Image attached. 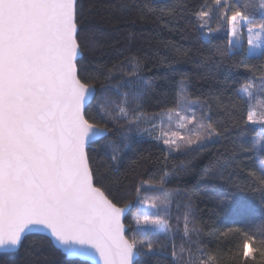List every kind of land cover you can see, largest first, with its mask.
I'll list each match as a JSON object with an SVG mask.
<instances>
[{
	"label": "snow or ice",
	"instance_id": "6c2138e0",
	"mask_svg": "<svg viewBox=\"0 0 264 264\" xmlns=\"http://www.w3.org/2000/svg\"><path fill=\"white\" fill-rule=\"evenodd\" d=\"M82 7L83 0H0V264H8V255L36 233L54 252L92 264H143L142 258L257 264V255L264 258V132L255 143L235 145L234 151L256 156L247 185L227 181L218 202L222 207L246 188L261 193L260 209L245 208L247 218L221 231L215 249L201 238L191 200L169 187L174 172L161 170L157 179L134 161L122 179L115 174L125 149L145 135L167 161L234 130L245 135L250 126L264 129V0L258 6L210 0L195 10H178L165 0L146 3L161 18L187 11L192 31L209 43L226 40L218 51L248 74L214 105L190 99L188 81L182 80L177 98L151 113L144 107V68L136 55L129 52L92 70L82 65ZM213 107L227 119L214 120ZM99 161L109 162L103 171Z\"/></svg>",
	"mask_w": 264,
	"mask_h": 264
},
{
	"label": "trees",
	"instance_id": "16d2710c",
	"mask_svg": "<svg viewBox=\"0 0 264 264\" xmlns=\"http://www.w3.org/2000/svg\"><path fill=\"white\" fill-rule=\"evenodd\" d=\"M158 3L160 0H83L81 19L82 38L86 37V48L83 50L82 65L89 70L110 64L124 55H136L143 65L144 71V107L151 113L159 111L158 105L167 98H177L182 80L188 81L190 99L201 97L215 101L228 89L238 87L248 75L242 70L232 67V61L220 54L226 47V40H215L209 43L207 38L193 32L189 26L192 17L187 11L176 16L167 12L161 18L159 13L149 12L144 8L146 3ZM178 10L187 5L188 10L198 9L210 0H165ZM244 3L245 0H238ZM260 0H251L259 5ZM211 26L216 27L213 18ZM246 48V44L244 43ZM239 58V57H237ZM259 80L256 84L259 85ZM227 100V95L224 96ZM95 103V102H93ZM212 117L216 121L226 120L223 111L213 107ZM149 127L151 125H148ZM251 134L242 135L239 130L231 131L199 151L186 155H175L165 161L164 156L154 142L144 139L135 143L131 149H125L120 171L115 174L123 178V174L139 161L142 172L155 175L157 179L161 170L174 172L170 188H179L196 209L197 228H202L201 238L217 248L220 243L219 233L228 227L237 226L247 218L242 214L245 208L260 209L261 193L235 191L232 202L218 207L223 199L227 181L246 186L247 171L255 159V152L245 153L235 150V145L251 144L260 139L257 133L264 132L259 126H250ZM264 148V139H260ZM141 157L144 159L142 160ZM107 167L108 161H99ZM244 169V171H241ZM127 183V181H125ZM153 195L145 192L144 196ZM132 213L136 209H131ZM181 231L183 224L180 225ZM237 241L223 249V254L235 246ZM177 247L182 241L177 238ZM0 255H3L0 253ZM229 260L233 257H224ZM264 260L257 255V264ZM143 264H165L163 260H143ZM8 264H89L77 259H70L64 254L54 252L43 235H29L14 253L8 255Z\"/></svg>",
	"mask_w": 264,
	"mask_h": 264
},
{
	"label": "water",
	"instance_id": "95a60500",
	"mask_svg": "<svg viewBox=\"0 0 264 264\" xmlns=\"http://www.w3.org/2000/svg\"><path fill=\"white\" fill-rule=\"evenodd\" d=\"M37 235H42V234H39V233H36ZM30 235H35V234H30ZM70 259H77V260H80V261H83V262H87L89 264H92V261L90 259H84V258H80V257H68Z\"/></svg>",
	"mask_w": 264,
	"mask_h": 264
},
{
	"label": "rangeland",
	"instance_id": "374dc122",
	"mask_svg": "<svg viewBox=\"0 0 264 264\" xmlns=\"http://www.w3.org/2000/svg\"><path fill=\"white\" fill-rule=\"evenodd\" d=\"M246 39H247V38H246V35H245L244 43L246 44V47H247ZM147 126H148V125H147ZM148 127H149V126H148Z\"/></svg>",
	"mask_w": 264,
	"mask_h": 264
}]
</instances>
